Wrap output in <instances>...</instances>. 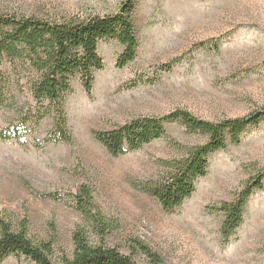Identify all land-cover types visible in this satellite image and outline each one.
<instances>
[{"label":"rangeland","instance_id":"374dc122","mask_svg":"<svg viewBox=\"0 0 264 264\" xmlns=\"http://www.w3.org/2000/svg\"><path fill=\"white\" fill-rule=\"evenodd\" d=\"M121 1L0 0L5 8L44 17L116 13ZM132 14L136 59L117 69L122 48L102 41L97 52L103 70L93 74L91 95L79 76L71 79L64 105L69 144H45L49 120L23 132L24 144L0 140V216L28 223L35 240L53 235L56 247L69 253V234L80 221L70 195L86 184L114 225L108 244L135 264L147 260L132 254L133 241L147 245L163 264H264V189L250 197L243 224L227 244L215 210L264 169V122L249 127L239 145L211 155L195 193L172 212L137 188L157 177L160 160L177 156L168 141L114 158L93 138L94 132L177 109L213 122L264 109V0H136ZM12 91L16 94L15 87ZM13 120L0 109V131ZM166 132L186 146L206 142L177 125ZM36 142L43 150H36ZM2 264L31 263L10 257Z\"/></svg>","mask_w":264,"mask_h":264},{"label":"trees","instance_id":"16d2710c","mask_svg":"<svg viewBox=\"0 0 264 264\" xmlns=\"http://www.w3.org/2000/svg\"><path fill=\"white\" fill-rule=\"evenodd\" d=\"M135 2L122 0L116 13L59 17L27 15L5 8L0 2V109L14 116L13 124L0 131V140L24 144L23 132L35 131L49 120L51 129L43 140L45 144L71 142L64 112L66 97L72 92L71 79L79 76L85 94L91 95L93 74L103 70L97 52L102 41L117 42L122 48L115 62L117 69L136 59L139 43L132 21ZM214 48L218 50V45ZM260 122H264V109L215 122L177 109L163 116L138 117L111 131L94 132L93 138L114 158L141 150L154 141H168L177 156L160 160L157 177L137 188L163 211L172 212L195 193L197 181L207 175L209 157L226 150L228 145H239L247 129ZM170 125L204 137L206 142L187 146L175 142L166 132ZM34 147L44 148L37 142ZM263 189L264 169L244 182L230 201L216 206V214L222 215L219 236L225 244L243 224L250 197ZM70 202L80 221L69 234V253L56 247L53 235L35 240L29 235L28 223L0 216V264L10 257L23 258L31 264H135L131 255L108 244L114 225L95 205L90 186L78 185ZM132 250V254L143 255L147 264H163L161 257L141 242L133 241Z\"/></svg>","mask_w":264,"mask_h":264}]
</instances>
